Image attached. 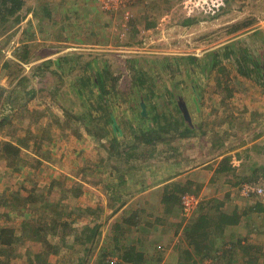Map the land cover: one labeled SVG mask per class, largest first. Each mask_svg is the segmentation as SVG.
I'll return each instance as SVG.
<instances>
[{
  "label": "rangeland",
  "instance_id": "1",
  "mask_svg": "<svg viewBox=\"0 0 264 264\" xmlns=\"http://www.w3.org/2000/svg\"><path fill=\"white\" fill-rule=\"evenodd\" d=\"M24 2L20 14H27L21 22L16 23L15 16L3 25L0 21V120L7 116L0 124V143L11 141L22 147L20 171L11 173L7 161L0 158V199L2 193L18 185L37 187L52 192L47 198H57V206L68 204L67 212L74 209L71 218L77 221L72 227L78 234L85 222L96 220L100 224L96 244L75 242L72 231L65 239L48 235L57 245V252L53 248L48 256L49 264H79L81 257L88 259L83 264H99L105 252L109 254L106 260H116V234H120L122 244L132 237L136 241L139 232L127 230L121 217L125 208L138 207V199L146 191L141 196V192L133 194L128 198L130 204L113 212L114 201L88 167L105 165L109 153L102 144L113 134L134 140V132L153 125L149 116L154 113L165 114L170 120L176 116L195 131L167 144L140 145L136 151L142 160L133 165L138 169L132 164L119 166L127 170L128 178L135 176L137 183V179H149L155 173V181L162 175L191 180L190 187L200 196L199 202L205 197L224 200L223 210L228 213L236 206L243 211L257 201L264 204L263 198L241 195L243 182L264 185V86L261 78L260 83L254 79L255 74L243 75L235 59L243 52L256 58L260 66L264 64V0H152L130 7L128 16L102 11L98 0ZM99 11L103 15L94 16ZM242 22L245 27L233 29ZM228 51L232 54L226 57ZM97 71L109 73L105 103L99 100L101 89L93 81H84L89 76L94 78ZM139 76H143V85L138 84ZM142 101L146 103V116L141 115ZM104 105L110 108L121 135L113 130L98 138L105 131L100 129ZM185 106L190 120L184 115ZM226 157L232 169L216 173ZM64 179L67 184L82 183L83 194L79 198L66 196ZM134 180L128 183V190L140 189ZM150 203L141 202L142 220L135 222L154 220L156 208ZM37 204L39 209L44 203ZM87 206L101 209L99 218L79 209ZM54 210L42 214L51 221L59 213L57 207ZM4 211L15 219L8 221L0 216V226H14L20 236L18 256L10 264H42L37 255L43 251L44 239H36L30 231L23 233L26 230L20 225V208H0V213ZM183 216V223L191 224L198 212L190 220ZM262 221L251 226L255 231L249 241L259 264H264V218ZM114 222H122L121 227L115 229ZM210 239L219 252L233 244L230 239ZM167 245H156L154 252L148 251L149 264L162 263ZM178 264L197 263L182 252Z\"/></svg>",
  "mask_w": 264,
  "mask_h": 264
},
{
  "label": "trees",
  "instance_id": "2",
  "mask_svg": "<svg viewBox=\"0 0 264 264\" xmlns=\"http://www.w3.org/2000/svg\"><path fill=\"white\" fill-rule=\"evenodd\" d=\"M24 3V0H0V21L2 25L6 23L10 17L13 16H15L14 21L16 23L21 22L27 14H20V11L23 9ZM245 26V22H242L234 26L233 29L236 30ZM231 54L232 53L228 51L226 53V57L231 56ZM239 55L240 57L235 58L236 63L239 66V71L243 75L248 77H253V75L255 74L256 76L254 79H256L260 83L261 78L262 84L264 86V76L262 74V68L259 61L256 60V58L249 57L243 52L239 53ZM214 59L215 63H219V60L216 57H214ZM215 63L213 66H215ZM106 75L108 76L109 73H107ZM106 75L103 71H97V74L94 78H92V76H89L84 80L86 84H88L87 82L89 81H93L94 85H97L98 88L101 89L99 100L100 102L103 101L104 103L105 101L108 102V98L106 97L108 94V91L106 89ZM95 79L96 81H94ZM113 79L117 80L116 78ZM137 81L138 84L143 85V76H139ZM226 90L229 92L231 91L228 88H226ZM79 94L83 95L81 89L79 90ZM99 107H102V105L99 104ZM104 107L106 110L104 111V113H102L100 118L103 123L100 129L105 131L99 133L100 135H98L97 129L95 135H98V138L106 137L108 136L109 132L112 133L113 131L112 127L109 124V122L112 121L111 112H109L110 108L108 107V105H104ZM149 118L150 120H152L153 125L143 126L139 129V132H134L135 139L132 141L126 140V138L124 137H119L118 135L113 134L112 138L109 139L107 143L102 144L109 153V156H107L106 158L105 165L103 164V167L100 168V165L96 166L95 163L94 167H88L89 169L94 170L95 179H99V181H101V183L104 185V191L109 195L110 200L114 201V203L111 204L113 212H117L123 206L127 205V203H129L128 198L130 199L133 194L141 192L139 195L141 196L143 191H151V194L153 190H157L154 188V185L156 186V184L164 183L167 180L171 179L166 175H162V178L159 181H155V173L149 175V179L145 177L137 179V183L133 179V177L135 176H129L130 178H128L127 170L119 166L132 164V168L138 169V167H134L135 162L137 160H142V158H140L141 154L136 151V148H138L140 145L149 147L161 143L167 144L173 139L189 136L195 131L194 128L190 127V124L181 122L176 116L174 117L175 119L170 120L165 114L154 113L152 117L149 116ZM6 120L7 116H4V118L0 120V124H4ZM23 140L26 139L24 138ZM21 142L22 139L20 140V143ZM21 153L22 147L18 144H15L11 141H4L0 143V158L7 161L6 166L12 169L11 173L21 170ZM229 163L230 158L226 157L222 159L219 165L216 167L215 172L221 173L231 170L232 166L229 165ZM133 180L135 185H140V189L128 190L129 187H127V185ZM191 183V180H187L183 184H180L177 181H172L171 183L164 184V188L161 194L162 203L164 204V215H166V217L157 216L156 223L166 224L171 221L172 223L179 224L177 233H180L182 244L185 240V245L182 249L184 251V254L186 253L188 258L191 259L193 263L196 262L197 264H199L201 261L204 262L205 260H209L210 258L215 260L217 256L220 255L218 254L219 247L212 246L213 243L211 242L210 238H215V241L219 240V238L227 240V238L224 236L227 234L226 230L230 229V226H244V228L247 229V232H250L252 229L251 226L254 223L256 224V221H259V223L261 222V224H263L262 220L264 218V204H262L261 201H257L255 204L250 205L243 211L239 210V206H236L233 212L228 213L223 210V206L226 204L224 200L222 202H219L216 199L214 200V198L205 197L203 198V200H201L204 202H198L197 207L194 211L195 214L198 212V216L193 219L191 224H187L183 229H181V224H183L182 197L186 194H193L197 197H200L198 193L195 194L193 192V189L190 187ZM64 184L67 186L66 188H63V193L66 196L72 195V197L79 198L83 194V191H85V186L80 182L75 181L67 184V181L64 179ZM159 192L160 191H158V193ZM52 195V192L46 191L44 189H39L37 187L29 188L23 184L18 185L15 189H11V191L7 194L6 192L2 193L0 199V208L14 207L21 209V212H19V214L23 217V220L21 221L20 225L21 228H23L22 230H24V228L26 230L23 233L30 231V235L34 236L36 239L40 237H42V240L44 239L43 251L37 255L38 261L42 264H49L48 256L51 255L53 248L56 249L54 251L57 252V245L49 241L48 235L51 234L55 235L56 237L60 236L65 239L66 236L69 235L72 231L73 240L75 242L81 241V243H86L88 241H91L92 244L97 243L99 239L97 237L100 235V224L97 223L96 220L83 223L79 229L78 234V229L72 227L74 223H76L75 221H77L71 218L72 214L74 213V209L67 212V207L69 208V205L65 203L67 206L65 207L63 205V202L61 201V205L57 206V198H47V196L51 197ZM228 195L229 192L226 196ZM251 196L257 195L252 194ZM144 198L145 194L138 199V202L136 204L138 205V207L133 209L130 207L125 208L126 211L121 217L122 222H125L127 225H132L137 228L139 224L135 222V219L142 220L141 210L139 209V207L141 206L139 205L142 201L146 202L144 201ZM38 202L44 203L43 205H40L39 209L36 207L38 205ZM56 207L57 212H59L57 214V218L49 221L47 215H44L42 213L45 212V210H49L50 208L55 209L54 211H56ZM79 209H84L83 212H86L88 215H92L91 217L93 218H99L100 216L99 211L101 209L99 210L98 208H93L95 209L93 210L92 207L89 206L84 208L80 207ZM78 213L80 214L81 212ZM64 215H66V218L62 220L61 218ZM0 216L4 217L8 221H13L15 219V216L12 213L6 211L0 213ZM191 217L192 216L186 218L190 220ZM122 222H114V228L118 229L119 227H121ZM249 223L250 229L249 227H246V225H248ZM16 229V227L10 226L8 224H3L0 226V255L2 256V258H0V264H10V261L14 258H17L18 256L19 248L17 246V242L20 240V236L16 233ZM119 235L120 234H116L113 238V243L116 246V248L113 249L115 253H117V257L121 259V262L117 261L118 258L116 260H106L109 254L105 252L101 255L103 256V259L101 261H98L99 264H149L147 256L143 252H140L136 246L120 245L121 237ZM248 238L249 237L246 234L244 237L237 239L235 243L232 242L233 244H229V251L231 249L235 251L238 247V249H240L241 251H244L246 254H250L252 256L249 257V260L251 259L258 261L259 259L257 256H255L254 249H252V243L247 240ZM42 240H39V242L42 243ZM92 250L93 247H91L88 251V255ZM80 259L81 260L79 264H83L84 262H86V260H88L87 258L83 257H81ZM83 260L84 262L82 263Z\"/></svg>",
  "mask_w": 264,
  "mask_h": 264
},
{
  "label": "crops",
  "instance_id": "3",
  "mask_svg": "<svg viewBox=\"0 0 264 264\" xmlns=\"http://www.w3.org/2000/svg\"><path fill=\"white\" fill-rule=\"evenodd\" d=\"M102 15L103 13H101L100 11L94 14V16L96 17H101ZM168 177H170L171 179L167 180L164 183H160L157 186H154V188L157 190H153L151 194H150L151 191L150 192L146 191L145 193L144 201H148L149 203L151 201L150 207L153 206L156 208V211H154V220L152 222L146 221L143 224H139L137 228L126 225L127 230L132 229V231H134L135 233L138 231L139 236L137 235L135 236L136 241L133 240L134 239L133 237L130 242L128 240L125 241L127 242L128 245L136 246L137 249L140 252H143L145 255H148V251L154 252L156 245L161 246L163 244L166 245L168 244L166 247L168 249L166 251L165 258L161 264H178L182 252L184 253L182 248L185 245V240L182 244V238L180 237V233L179 234L177 233V230L179 229V224L172 223L171 221L166 225L159 223L158 225L155 224V220L157 216L159 217L164 216V204L162 203V194H161L164 188V184L171 183L172 181H177L180 184H183L185 182L180 178L179 179L175 177L173 178L171 176ZM158 191L160 192L158 193ZM181 225H182L181 229H183L184 226H186V222H184ZM236 228L237 226L234 225L230 226V229L226 230L227 234L224 237H226L227 239L229 238L230 240H232L233 243H235L237 239L244 237L247 234L249 237L247 240L251 241L250 236L251 235L253 236V232L255 231L254 227L253 230L251 229V231L248 232L249 234L247 233V229L244 227L242 229L240 228L236 229ZM249 229H250V225H249ZM229 233L231 235H229ZM141 236H144L145 242L139 243ZM121 241L123 242V240ZM122 242L120 243V245L128 246L127 244H122ZM142 247H146V249L142 250L141 249ZM218 254L220 255H218L215 260L210 258L209 260L206 261L205 264H259L255 260H251V259L249 260V258H246V256H248L249 254H246L244 251H241L240 249H238V247L235 251H233L232 249L229 251V248H223V250ZM226 254L227 257L225 258Z\"/></svg>",
  "mask_w": 264,
  "mask_h": 264
},
{
  "label": "built area",
  "instance_id": "4",
  "mask_svg": "<svg viewBox=\"0 0 264 264\" xmlns=\"http://www.w3.org/2000/svg\"><path fill=\"white\" fill-rule=\"evenodd\" d=\"M152 0H98L100 9L104 12L115 13L121 12L126 16L129 15V8L142 2L148 3ZM252 194L264 199V185L262 182H243L241 184V195L249 197ZM199 200L193 194H186L182 197L183 215L185 217L192 216Z\"/></svg>",
  "mask_w": 264,
  "mask_h": 264
},
{
  "label": "water",
  "instance_id": "5",
  "mask_svg": "<svg viewBox=\"0 0 264 264\" xmlns=\"http://www.w3.org/2000/svg\"><path fill=\"white\" fill-rule=\"evenodd\" d=\"M263 76H264V72H263ZM198 99H199L198 97L194 98V101L196 102L197 107H199L198 106ZM182 108H183V112H184V115H185L186 119L190 120V116H189V113H188V110H187L186 106L182 107ZM141 115L142 116H146L147 115L146 103L144 101L141 102ZM112 121H113L112 122V128H113L114 132H117L118 134L121 135L122 134V130L117 127L118 123H117V121H116V119H115V117L113 115H112Z\"/></svg>",
  "mask_w": 264,
  "mask_h": 264
},
{
  "label": "flooded vegetation",
  "instance_id": "6",
  "mask_svg": "<svg viewBox=\"0 0 264 264\" xmlns=\"http://www.w3.org/2000/svg\"><path fill=\"white\" fill-rule=\"evenodd\" d=\"M262 71L264 72V64H261Z\"/></svg>",
  "mask_w": 264,
  "mask_h": 264
}]
</instances>
